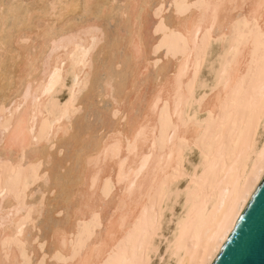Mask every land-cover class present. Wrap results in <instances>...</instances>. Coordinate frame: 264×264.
<instances>
[{
    "label": "bare ground",
    "instance_id": "bare-ground-1",
    "mask_svg": "<svg viewBox=\"0 0 264 264\" xmlns=\"http://www.w3.org/2000/svg\"><path fill=\"white\" fill-rule=\"evenodd\" d=\"M158 2L0 0V264L219 254L262 180L264 0H182L157 50Z\"/></svg>",
    "mask_w": 264,
    "mask_h": 264
},
{
    "label": "water",
    "instance_id": "water-1",
    "mask_svg": "<svg viewBox=\"0 0 264 264\" xmlns=\"http://www.w3.org/2000/svg\"><path fill=\"white\" fill-rule=\"evenodd\" d=\"M211 264H264V179L251 194Z\"/></svg>",
    "mask_w": 264,
    "mask_h": 264
},
{
    "label": "snow or ice",
    "instance_id": "snow-or-ice-1",
    "mask_svg": "<svg viewBox=\"0 0 264 264\" xmlns=\"http://www.w3.org/2000/svg\"><path fill=\"white\" fill-rule=\"evenodd\" d=\"M143 9L148 10L149 19L151 21V24L155 26V34L157 38L160 40V43L156 45V49L160 48H171V43H169L170 38H182L184 35L187 34L189 31V19L188 14L184 11L185 9L192 8V7H200L204 8L207 7V5H186L182 3V0H172V2H167V0H159L157 4H151V3H145L141 6ZM219 7V5H217ZM261 7L264 8V2H262ZM152 9H155L154 13L151 11ZM168 10L167 13L165 10ZM173 9L175 11L173 12ZM264 19V17H262ZM150 34L152 32V29L150 27L149 29ZM199 32L197 31V35ZM262 39H264V28H262L261 31ZM144 54V47L141 43L137 46L136 49V55L142 56ZM155 54V53H153ZM157 64L160 63V61H156ZM260 113H261V122L264 123V88L261 89V97H260ZM191 119V117L189 118ZM179 128V125H178ZM18 144V138H14L11 141H8L4 144L5 149L17 145ZM52 147H55L54 144L51 145ZM262 157H264V150L261 152ZM260 178L264 179V168L261 169L260 172ZM255 177L252 178L253 182H255ZM8 192L7 189L4 191H0V197H3ZM17 197L19 196V193H15ZM239 199L237 200L236 206L239 207ZM21 233H18L20 235ZM60 238L59 232L54 234L53 236V242L55 243L57 239ZM41 252H43V249H41ZM59 256V253H57V257ZM26 264H45V258L41 255L38 256L35 261H26ZM121 264H130L128 261H122ZM134 264H149V262L143 257L139 261L134 262Z\"/></svg>",
    "mask_w": 264,
    "mask_h": 264
},
{
    "label": "rangeland",
    "instance_id": "rangeland-1",
    "mask_svg": "<svg viewBox=\"0 0 264 264\" xmlns=\"http://www.w3.org/2000/svg\"><path fill=\"white\" fill-rule=\"evenodd\" d=\"M107 100L104 102V104H107ZM63 155V154H62ZM44 182H45V179H41L40 180V183H43L44 184ZM38 192H36V194H37ZM35 194V195H36ZM53 196L55 195V194H52ZM43 218V216H40V219L39 220H41ZM163 247H164V244L161 246V248H160V252L162 251V249H163ZM168 264V262L164 259V260H160L159 259V257L157 256L156 258H155V262H154V264Z\"/></svg>",
    "mask_w": 264,
    "mask_h": 264
}]
</instances>
